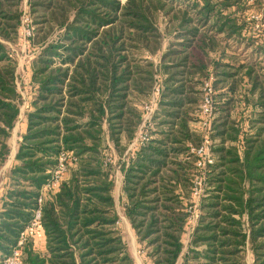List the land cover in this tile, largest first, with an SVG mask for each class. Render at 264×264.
<instances>
[{
  "label": "trees",
  "instance_id": "trees-1",
  "mask_svg": "<svg viewBox=\"0 0 264 264\" xmlns=\"http://www.w3.org/2000/svg\"><path fill=\"white\" fill-rule=\"evenodd\" d=\"M22 2L0 0V171L25 103L9 48L19 36ZM27 4L29 39L38 48L26 128L0 196V264L38 208L40 226L26 236L21 264H135L117 227V168L125 216L151 264H264V0ZM165 35L172 38L156 69L150 56ZM226 46L250 52L230 55ZM157 72L161 90L148 138L131 149ZM210 76L214 162L201 169L191 149L203 136L191 123ZM238 107L244 111L234 117ZM63 151L71 155L67 172L39 203ZM199 177L203 191L185 243ZM39 229L45 250L32 237Z\"/></svg>",
  "mask_w": 264,
  "mask_h": 264
},
{
  "label": "rangeland",
  "instance_id": "rangeland-1",
  "mask_svg": "<svg viewBox=\"0 0 264 264\" xmlns=\"http://www.w3.org/2000/svg\"><path fill=\"white\" fill-rule=\"evenodd\" d=\"M22 9H23V13H25V17H28V20L25 21V25H26L25 27L21 25L18 39L16 40L15 43H9V48L11 49L12 53L14 54V56L17 59V66H16L17 87H18L19 91L21 92L22 96L24 97L25 103L21 107V112L19 114L18 120L16 122L14 129L12 130L11 137L9 139V144H10V148H11L10 156L0 171V196L3 192L7 172L9 170L10 166L14 162V155L17 151L18 141L20 140V135L25 131V128H26L25 111L28 107V103H29L31 96H32L31 85H30V75H31V67H32L31 60H32L34 54L37 52L36 48H38L37 46L34 47L31 44V40L29 39V35L27 33L28 29L31 30V33L33 31L32 17L29 13V6L27 4V0H23ZM159 25L161 26V30L163 31L164 26H165V19L162 16L159 19ZM171 38H172L171 35H165V37L163 39V46H162V49L160 50V52L150 56V59L154 63V68H156V69L158 68L157 65L160 62V54L166 48V46L168 45V42ZM224 44L225 43H223L222 46H224ZM224 49H225V52L229 53L230 55L241 54L239 57H243L245 54H248L250 52V50H245L243 48H239L237 51V48L235 49L234 46H226V47H224ZM224 60L226 61V60H228V58H224ZM261 66H262V68H260V71L264 72V62L261 63ZM209 79L213 80V77L210 76ZM161 80H162V75H161V73L157 72L156 73V82H157L156 85L159 86L160 90H161ZM210 94H211V98H212V102H211V110L212 111H210L208 114H205L204 112H202V105H203V100L205 97V91H204L203 86H202V99H201V104H200L198 112H197V119L191 123V126L193 129H196L198 132H200L202 134L203 139L204 138L208 139L209 144H210L209 154H211V157H212V150H211L212 140H211L209 134L211 132L212 122L214 120L215 113H214V104H213V99H214L213 98V96H214L213 91ZM150 95L148 97L149 99L143 101L141 108L147 102H149ZM159 97H160V93H159V96L157 98V104H156L155 109L158 106ZM142 111H143V109H142ZM243 111H244V109L242 107H238L233 111V116L237 117V116H239V113L243 112ZM152 114H151V116H152ZM107 156H108V158L112 157L114 163L117 162V160H118L116 152L113 148H111V152H107ZM212 159H213V157H212ZM213 162H214V159H213ZM199 176H202V175H199ZM200 180H201V178L199 177L198 181H200ZM199 186H200V192H202L203 191L202 182H200ZM113 196L115 199V206H116V209H117V212L119 215V221L117 222V227L119 228L121 234L124 237L125 242L128 245L129 251L134 258L135 264H151L150 261L148 260V258L145 257V254L142 253V251L139 249L140 247H139V244L136 240L134 231H133L128 219L125 216V213H124L125 197H124V194L122 192V174L118 168L115 171V187L113 190ZM200 197H201V194L199 196L193 195V200H194L193 203L198 204ZM194 224H195V219H192L190 228L184 236L185 243H187L189 240L190 231H191L192 226ZM36 231H34L33 235H32L34 242H35L34 235H36ZM36 239H37V237H36ZM250 261H251V259L249 256L248 263H250Z\"/></svg>",
  "mask_w": 264,
  "mask_h": 264
},
{
  "label": "built area",
  "instance_id": "built-area-1",
  "mask_svg": "<svg viewBox=\"0 0 264 264\" xmlns=\"http://www.w3.org/2000/svg\"><path fill=\"white\" fill-rule=\"evenodd\" d=\"M28 20V17H25V13H23L22 16V26L25 25V21ZM28 25V24H27ZM28 35L30 36L31 30L28 29ZM203 89L205 91V97L203 100V105H202V112L205 114H208L211 110V92L213 91V86H212V80H205L203 84ZM160 93V88L159 86L155 85L151 95H150V100L147 102L144 106H142V109L144 111V119L139 127V131L137 134V138L135 141L130 145V148L132 149L133 147L136 146L138 139L141 140H147V133L145 132L146 127L150 124V119H151V114L154 112V109L157 104V98ZM149 99V98H148ZM209 141L208 139L204 138L202 144L199 147H192V152H195L198 156L197 159V166L201 169H204L207 164H211L213 162V159L211 157V154H209ZM71 158V155L68 152H61L58 160H57V165L52 172V175L50 179L47 181V183L43 186L41 195L38 199V202L41 203L43 200V194L44 192L48 190H56L59 187L60 182L64 178L65 173L67 172V162ZM200 182L198 181L195 184L194 188V195L199 196L201 194L200 192ZM190 212L192 213V219H196L197 216V203H195L194 206H190ZM40 218H41V211L40 208L37 209L35 212L34 218L31 221L30 225L27 227L25 232H23L18 240L17 246H15L11 252L10 255H8L2 262V264H21V255H22V250L21 247L24 244V241L26 239V236L28 235L29 231L34 230L40 226Z\"/></svg>",
  "mask_w": 264,
  "mask_h": 264
},
{
  "label": "crops",
  "instance_id": "crops-1",
  "mask_svg": "<svg viewBox=\"0 0 264 264\" xmlns=\"http://www.w3.org/2000/svg\"><path fill=\"white\" fill-rule=\"evenodd\" d=\"M34 237H35V242H34L35 246H37V248L40 250H45V235H44L43 230L42 229L37 230L36 235H34Z\"/></svg>",
  "mask_w": 264,
  "mask_h": 264
}]
</instances>
